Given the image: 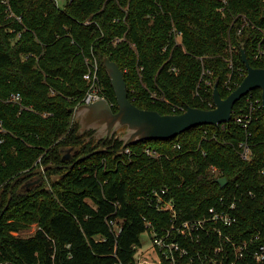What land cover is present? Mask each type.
<instances>
[{
    "label": "trees",
    "instance_id": "1",
    "mask_svg": "<svg viewBox=\"0 0 264 264\" xmlns=\"http://www.w3.org/2000/svg\"><path fill=\"white\" fill-rule=\"evenodd\" d=\"M175 30L181 32L179 42ZM262 46L264 0H65L63 8L54 0H0V264H133V245L140 243L146 221L158 231L168 225L169 215L148 202L160 188L168 189L184 219L218 208L220 198L235 199V222L223 230L248 241L236 264H264V257L253 256L264 245L259 88L233 105L228 122L192 126L122 152L113 134L103 140L105 150L82 159L102 139L93 130L79 134L73 118L87 88V57L98 61L113 111L116 99L103 56L119 65L131 102L175 114L188 105L214 107L204 71L218 79L226 97L246 74L240 48L252 66L264 67ZM229 48L232 68L226 61ZM250 106L254 118L244 128L233 116ZM241 142L251 149L249 160L240 155ZM69 147L77 153L65 160L62 151ZM146 149L158 156L149 157ZM47 164L61 167L48 168L28 188L21 185L37 174L20 178L5 207L11 181ZM31 224L36 225L32 235L14 233Z\"/></svg>",
    "mask_w": 264,
    "mask_h": 264
},
{
    "label": "water",
    "instance_id": "2",
    "mask_svg": "<svg viewBox=\"0 0 264 264\" xmlns=\"http://www.w3.org/2000/svg\"><path fill=\"white\" fill-rule=\"evenodd\" d=\"M240 56L245 66L246 74L226 97L220 95L218 79L216 78L212 87L214 107L202 109L188 105L183 112L175 114H161L156 110L140 108L131 102L128 98L125 78L119 65L108 56H103L102 65L114 91L117 110L113 111L105 98L90 103H81L75 107L73 118L78 121L79 134L93 130L92 135L98 141L102 139L98 148L79 156L78 159L86 158L93 153L105 150L103 140L110 138L113 134H117L122 142L119 148V151L122 152L130 144L146 142L152 139L175 137L192 126L202 124L218 125L228 122L231 119L233 105L242 96L256 88L261 91V106L264 111V67L252 66L243 47L240 48ZM120 133L122 135L119 136ZM71 150H73L72 153H70ZM66 151V154L62 155L65 160H71L72 156L77 153V150L73 147L67 148ZM74 163L71 162L65 167L70 169ZM54 167L61 166L54 164L40 165L33 170L16 176L10 183L5 207L11 198L12 187L20 178L37 174L38 177L28 184L31 186L41 181L45 170ZM217 181L220 186H223L226 183V178H219Z\"/></svg>",
    "mask_w": 264,
    "mask_h": 264
},
{
    "label": "built area",
    "instance_id": "3",
    "mask_svg": "<svg viewBox=\"0 0 264 264\" xmlns=\"http://www.w3.org/2000/svg\"><path fill=\"white\" fill-rule=\"evenodd\" d=\"M54 3L59 7L57 0H54ZM17 18L20 19V17ZM175 35L180 37L181 32L175 30ZM117 40L115 39V41ZM228 53L226 61L228 67L232 68L231 48ZM85 61L88 67L83 78L87 88L81 101L90 103L105 98V94L96 57H87ZM225 84L227 88H230L228 80L225 81ZM18 98V94L12 95V99L17 100ZM253 109V106H250L247 111L239 108V111L233 116L234 121L241 124L242 127L248 128L254 118ZM239 147L241 157L244 160H249L252 152L248 144L241 142ZM248 194L252 195V192L249 191ZM148 202L156 210L169 215L168 225L158 231L149 221H146V230L151 232V245L143 250L140 248V243L133 245V264H162L163 261L168 264H224L226 260L229 264H236L243 258L248 241L235 240L223 230L224 226H230L235 222V217L231 214V210L236 205L235 199L226 203L220 198L218 208L211 206L204 216L186 219L180 216L175 202L168 195L167 188L153 190ZM115 231H119V228H115ZM148 251L153 252L152 259L147 254ZM253 256L256 260H261L264 257V245H258Z\"/></svg>",
    "mask_w": 264,
    "mask_h": 264
},
{
    "label": "rangeland",
    "instance_id": "4",
    "mask_svg": "<svg viewBox=\"0 0 264 264\" xmlns=\"http://www.w3.org/2000/svg\"><path fill=\"white\" fill-rule=\"evenodd\" d=\"M64 4H65V0H57V5L59 7H64ZM243 20V23H245V20L244 18L242 19ZM180 37L179 36H176L175 35V40L177 42L180 41ZM261 53V54H264V46H262L259 50H258V53ZM206 72V76H208V79L205 80V84H207L209 87H213V84H214V79L211 75V71H204V73ZM122 135L121 133L119 134V136ZM149 144V143H148ZM147 144V145H148ZM67 149H64L62 152L65 154L67 151ZM73 150L70 151V153H72ZM149 157H157L158 156V152H152V150H148L146 149V152H145ZM212 169V171L215 170L214 167H210ZM214 176L218 175L217 172H214L213 173ZM38 176H35L33 179H31V181H33L34 179H36ZM22 186V185H21ZM23 188H28V187H24L22 186ZM30 187V186H29ZM36 229V225L35 224H31L29 227L25 228V229H22L18 232H14L15 234H19L20 236H24V237H27V236H30L33 234V232L35 231ZM139 242H140V248L141 250H143L144 248L148 247L151 245V232L145 230L144 232H142L139 236ZM147 254L149 255V257L152 259L153 258V252L152 251H148Z\"/></svg>",
    "mask_w": 264,
    "mask_h": 264
},
{
    "label": "flooded vegetation",
    "instance_id": "5",
    "mask_svg": "<svg viewBox=\"0 0 264 264\" xmlns=\"http://www.w3.org/2000/svg\"><path fill=\"white\" fill-rule=\"evenodd\" d=\"M66 154V153H65ZM67 154H69V153H67ZM35 176H31L29 179H27L23 184H22V186H24V187H28L29 185V183L31 182V179H33Z\"/></svg>",
    "mask_w": 264,
    "mask_h": 264
}]
</instances>
